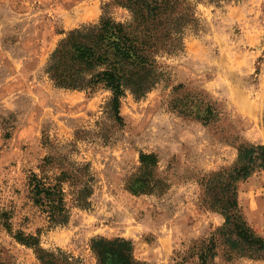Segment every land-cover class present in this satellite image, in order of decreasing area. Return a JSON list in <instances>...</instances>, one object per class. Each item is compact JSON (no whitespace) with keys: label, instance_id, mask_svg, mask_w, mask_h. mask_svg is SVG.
Instances as JSON below:
<instances>
[{"label":"rangeland","instance_id":"374dc122","mask_svg":"<svg viewBox=\"0 0 264 264\" xmlns=\"http://www.w3.org/2000/svg\"><path fill=\"white\" fill-rule=\"evenodd\" d=\"M109 1L0 0V264H42L20 232L80 264H97L95 237L132 240L139 260L175 264L225 222L202 206L205 177L233 167L242 142L264 145V0H191L200 30H188L184 52L156 56L165 79L141 99L128 92L122 120L110 91L58 88L43 73L66 33L98 22ZM188 101L210 106L215 117L197 118L198 108L182 113ZM143 154L157 158L150 168L161 185L152 192L134 189ZM75 162L92 165L91 205L78 207L66 183L71 220L52 228L29 198L28 178L44 169L54 177ZM239 191L249 223L264 236V170Z\"/></svg>","mask_w":264,"mask_h":264},{"label":"trees","instance_id":"16d2710c","mask_svg":"<svg viewBox=\"0 0 264 264\" xmlns=\"http://www.w3.org/2000/svg\"><path fill=\"white\" fill-rule=\"evenodd\" d=\"M222 1L209 0L219 5ZM127 11L123 20L115 17V9ZM202 20L197 5L191 0H110L103 6V14L96 23L82 25L66 33L51 53L43 73L58 88L94 93L105 89L112 93L109 105L117 120H122V99L130 92L136 99L145 97L166 77V67L156 56L161 53L178 55L185 50L188 30L199 31ZM181 112L195 113L197 118L210 122L213 108L188 101L180 104ZM204 112L205 116H202ZM185 113V114H186ZM239 156L231 168L211 173L203 181L202 206L219 213L223 226L211 237L193 242L191 248L175 264H235L238 259L264 260V236L249 223L240 200V183L248 181L256 172L264 170V145L242 142ZM45 166L51 158L44 160ZM141 175L135 178L138 189L149 188L161 181L153 178L151 166L154 155H142ZM52 177L43 171L28 178L29 198L46 216L52 228L66 226L71 220L65 184L73 188V201L83 209L90 207L94 194L95 175L90 163H71ZM3 217H7L4 214ZM17 239L35 250L42 264H80L79 258L58 248L54 251L41 247L36 236L23 232ZM91 250L97 264H149L135 256L132 240L117 237H95Z\"/></svg>","mask_w":264,"mask_h":264}]
</instances>
